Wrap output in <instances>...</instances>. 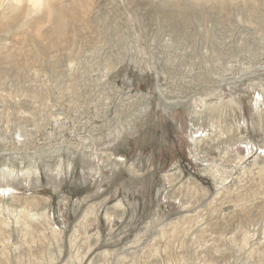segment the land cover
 Wrapping results in <instances>:
<instances>
[{
  "label": "rangeland",
  "instance_id": "1",
  "mask_svg": "<svg viewBox=\"0 0 264 264\" xmlns=\"http://www.w3.org/2000/svg\"><path fill=\"white\" fill-rule=\"evenodd\" d=\"M0 264H264V0H0Z\"/></svg>",
  "mask_w": 264,
  "mask_h": 264
}]
</instances>
